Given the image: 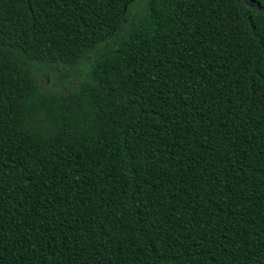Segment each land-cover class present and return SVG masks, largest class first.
<instances>
[{
	"label": "trees",
	"instance_id": "1",
	"mask_svg": "<svg viewBox=\"0 0 264 264\" xmlns=\"http://www.w3.org/2000/svg\"><path fill=\"white\" fill-rule=\"evenodd\" d=\"M0 264H264V10L0 0Z\"/></svg>",
	"mask_w": 264,
	"mask_h": 264
},
{
	"label": "rangeland",
	"instance_id": "2",
	"mask_svg": "<svg viewBox=\"0 0 264 264\" xmlns=\"http://www.w3.org/2000/svg\"><path fill=\"white\" fill-rule=\"evenodd\" d=\"M248 1L254 3L257 7H261L264 10V3L260 4L259 1L257 0H248Z\"/></svg>",
	"mask_w": 264,
	"mask_h": 264
}]
</instances>
